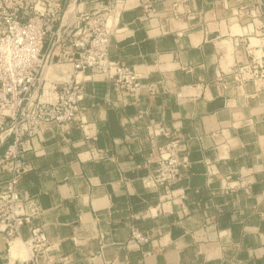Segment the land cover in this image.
I'll use <instances>...</instances> for the list:
<instances>
[{
  "label": "crops",
  "instance_id": "obj_1",
  "mask_svg": "<svg viewBox=\"0 0 264 264\" xmlns=\"http://www.w3.org/2000/svg\"><path fill=\"white\" fill-rule=\"evenodd\" d=\"M122 1L109 58L141 73L142 88L131 97L77 75L79 118L93 139L76 124L28 143L31 169L18 190L40 216L13 242L37 225L55 264H264V0ZM102 2L65 0L58 26ZM256 63L257 73L241 80L240 69ZM69 71L53 66L48 79L66 81ZM159 125L180 139L190 163L173 189L181 201L142 183L156 156L148 128ZM240 179L244 187L224 192ZM132 228L149 242H130ZM24 257L0 233V264Z\"/></svg>",
  "mask_w": 264,
  "mask_h": 264
},
{
  "label": "built area",
  "instance_id": "obj_2",
  "mask_svg": "<svg viewBox=\"0 0 264 264\" xmlns=\"http://www.w3.org/2000/svg\"><path fill=\"white\" fill-rule=\"evenodd\" d=\"M64 2L0 0V147L5 137L11 138L0 154V175L6 176L4 191L0 193V233L8 249L13 240L20 237L21 229L32 225L40 216L36 204L24 200L18 190L20 180L31 169L24 160L28 143L47 129L62 131L76 124L86 139H93L79 118L83 86L77 75L109 81L131 97L142 88L141 73L109 58L111 39L119 31L123 1L103 0L94 11L81 13L62 27L58 25ZM150 6L147 2L143 8L149 10ZM258 30L264 35V24ZM64 64L70 65L66 81L48 79L51 67ZM257 67V63L242 67L241 80L245 79L244 74L247 78L256 74ZM147 89L154 91L156 84H149ZM159 138L165 141L158 143ZM146 139L156 156L146 160V166L153 168L143 178V186L146 189L166 188L169 192L165 197L174 198L172 201L183 200L184 194L174 195L173 190L190 167L189 161L181 155L180 139L172 138L163 125L150 126ZM244 186L241 179L229 182L224 192ZM154 211L159 213L162 209L158 206ZM129 241L145 245L149 237L132 228ZM21 242L28 255L18 264L57 262L48 254L49 245L40 226L31 227L28 239Z\"/></svg>",
  "mask_w": 264,
  "mask_h": 264
},
{
  "label": "rangeland",
  "instance_id": "obj_3",
  "mask_svg": "<svg viewBox=\"0 0 264 264\" xmlns=\"http://www.w3.org/2000/svg\"><path fill=\"white\" fill-rule=\"evenodd\" d=\"M252 45H259V42L256 41V40H252ZM258 53H261V52H258ZM53 62H54V61H53ZM20 248H21L22 251L25 252V257H24V258H27L28 250H27L26 247L22 244V242H21V244H20ZM20 248H19V249H20Z\"/></svg>",
  "mask_w": 264,
  "mask_h": 264
},
{
  "label": "bare ground",
  "instance_id": "obj_4",
  "mask_svg": "<svg viewBox=\"0 0 264 264\" xmlns=\"http://www.w3.org/2000/svg\"><path fill=\"white\" fill-rule=\"evenodd\" d=\"M20 244L21 242L20 241H15L12 243V251L13 252H17V250L20 248Z\"/></svg>",
  "mask_w": 264,
  "mask_h": 264
}]
</instances>
